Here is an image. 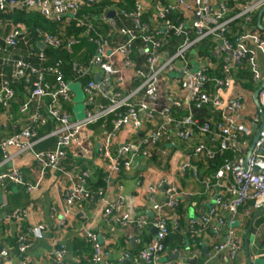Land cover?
<instances>
[{"label": "built area", "instance_id": "built-area-1", "mask_svg": "<svg viewBox=\"0 0 264 264\" xmlns=\"http://www.w3.org/2000/svg\"><path fill=\"white\" fill-rule=\"evenodd\" d=\"M97 1L0 0V10H25L57 21L62 26L70 18L77 29H84L82 37L93 45V54L86 62L74 61L71 64L74 77L73 81H68L62 72L61 62L52 66L44 64L45 57L38 45L44 49L64 48L70 53L78 44V38L64 32L56 37L35 30L38 38L34 45L24 32L14 28L2 41L0 134L12 126L10 104L15 92L9 84V77L23 80L28 85L18 114L29 115L30 121L40 126L49 118L55 122V127L43 138H37L34 129L26 127L0 140V188L3 189L6 183L25 186L28 190L35 188V185H26L20 168L14 166L16 159L30 154L39 172L36 184L47 171L62 172L69 179L70 185L64 195V215L71 212L75 202L97 197L107 221L124 229L146 226L155 229L152 239L137 256L133 257L126 251L118 252L113 261L100 236L86 231L84 237L91 247V264H186V260L160 261L166 253L163 241L170 230H177L175 217L169 218V227L167 215L182 198L178 186L164 178L146 187L152 203L153 216L150 219L145 214L133 212L121 194L109 199L103 189L91 193L86 185L89 177L86 171L65 173L61 164L68 152L74 157L90 160L105 174L106 185L114 184L121 191V173L131 171L138 158L150 159L152 151L161 143L175 146L178 142H194L179 167L181 175L190 171L198 177L196 163L201 157L212 159L216 152H231L233 157L220 166L213 178L202 180L206 189L214 186L219 192L214 196V207L208 214L193 222L192 232L195 233L194 228L197 227L196 233H202L215 221L213 217L218 210L228 213L231 225L235 223L238 210L247 202H251L253 210L264 212V125L245 158L249 147L245 138L252 134V127L258 131L261 117L254 112L253 96L248 97L239 86L247 81L236 75L240 64L249 69L264 117V86L260 88L264 73L256 52L252 50L256 48L264 66V11L260 19L262 28L257 26L264 0H163V3L158 0L151 16L146 6L136 1L130 13H122L130 20L129 27L117 26V11L110 10L100 16L103 24L119 39L114 43L98 31L94 24L96 18L90 20L86 15H80L83 7ZM231 2H239V11L235 15L231 14ZM111 11L114 12L113 18L106 19V14ZM254 15L257 29L251 25ZM236 19L242 20L243 26L240 32L231 36L229 26ZM205 40H212L207 56L198 51ZM134 56H137V61ZM7 66L11 67L10 75L4 71ZM215 67L219 69V76L209 77L208 72ZM86 76L90 81L82 86L79 81ZM95 77L99 78L98 82ZM76 84L86 96L82 119H76L72 112L62 111L60 106L68 101L74 105L71 86ZM110 116H114L112 129L102 131L101 136L96 137L91 127ZM121 131L127 139H132L116 143L113 149ZM46 138L56 140L54 151H35L36 144ZM255 169L258 172H254ZM162 186L167 188L165 202L158 204L154 197ZM4 206L0 207V225L14 222L15 249L20 257L18 264H28V238L42 239L45 227L35 225L24 233L21 223L26 211L13 208L7 215L2 210ZM217 223L221 225L223 221L220 219ZM238 251L239 243L233 230L228 231L223 243L213 247V255L223 263L236 257ZM174 253L177 252L171 251ZM63 255L62 248L55 251L56 260L60 263ZM8 257L9 249L0 247V264H6L4 260Z\"/></svg>", "mask_w": 264, "mask_h": 264}, {"label": "crops", "instance_id": "crops-1", "mask_svg": "<svg viewBox=\"0 0 264 264\" xmlns=\"http://www.w3.org/2000/svg\"><path fill=\"white\" fill-rule=\"evenodd\" d=\"M136 1H141L148 9L150 15L155 12L153 7L158 0H133V6ZM252 50L256 52L259 65L263 69L261 71L264 73V68H262L263 60L259 52L256 48ZM253 104L256 106L255 103ZM101 132L95 133L96 137H100ZM256 132L257 129L252 127L253 137ZM130 139L132 138L127 139L123 131H121L118 133L112 148L115 149L116 143ZM159 146L160 148L158 147L154 152L152 151L151 156L154 155L158 159L157 163L160 161L162 167L163 162L167 163L168 167L163 169L150 159L146 160L140 157L133 164L131 171H124L123 175L120 176L123 183L121 191L117 190L114 184L106 185L105 180L103 181L104 185L99 189H103L105 196L109 199H115L121 194L126 205L133 212L138 215L145 214L152 219V203L146 193V187L167 178L168 182L174 183L182 192V198L179 203H184L185 205L183 217L185 229H179L180 233L185 235L188 232L197 239L195 244H186L185 249L179 253L184 261H190L189 263L186 262V264H264V212L255 211L250 205L245 204L238 210L235 223L231 225L228 213L218 210L213 217L214 222L199 234L196 233L198 228L195 227L194 231L196 232L193 233L191 225L193 222H197L200 217L208 214L209 210L214 207V196L218 194L219 189L214 186L206 189L199 177L192 175L191 178H185L179 173V167L191 150L190 144L186 145L178 142L175 146L169 144H165V146L160 144ZM83 160V168H77L67 162L63 163L62 170L65 173L72 174H78L81 172L79 170L86 171L89 174L86 180L87 188L90 192H94L91 189L97 181L94 169L98 168L90 160ZM14 166L20 168L26 185H35V188L30 190L22 186L28 201L24 207H17L26 211V217L24 222L21 223V228L23 226L25 230H29L39 224L45 227L42 239L28 238L29 248L26 254L29 261L28 264L88 263L91 247L84 237L86 231H91L100 236L101 243L112 254L110 257L112 261L116 260V253L128 251L129 246H133L138 242L139 234L143 229L150 228L149 233L153 235L151 232L152 227L124 229L112 221H107L102 211L103 205L97 197L75 202L71 212L68 215H64L66 211L64 195L70 185V181L62 172L47 171L39 184H36L39 179V172L30 154L20 156L14 161ZM138 182H140V186H137ZM163 187L165 186L157 189L154 197L155 203L161 204L165 202L167 188L163 189ZM12 209L8 211L7 215ZM220 219L223 221L221 225L217 223ZM229 230L234 231L239 243V251L236 257L227 263H223L220 258L213 255V247L225 241ZM14 234V222L3 223L0 226V242L9 249V257L4 260L6 264L19 263L20 258L15 248L7 245L8 240L15 238ZM60 248L64 250L61 263L55 257V251ZM170 254L171 251L166 249V253L161 256L160 261L162 263L166 262ZM192 260L195 262L191 263Z\"/></svg>", "mask_w": 264, "mask_h": 264}, {"label": "trees", "instance_id": "trees-1", "mask_svg": "<svg viewBox=\"0 0 264 264\" xmlns=\"http://www.w3.org/2000/svg\"><path fill=\"white\" fill-rule=\"evenodd\" d=\"M160 1L163 3V0H160ZM229 5L231 8V14L232 15L237 14L239 11L238 10L239 2H233V3L231 2ZM132 9H133V0H98L97 2L88 4L85 7H83L82 11L80 12V15H86L87 17H89L90 20H93L94 18H96V20L94 21V24L97 27L98 31L104 36V38H106L107 40H112V43H114V42H117L119 39L113 33V31H111L105 24H103L102 20H100V16L110 10L117 11V14L115 15V21L117 23V26L120 27L121 25H123V26L129 27L131 22L128 18L123 17L122 13H130ZM171 17L172 16H170V18ZM65 21L66 22L64 24L66 25L62 26L57 21H54L52 19L43 18L39 14L32 13V12H26L25 10H21V9L0 10V45L3 44L2 41L7 37L10 31L14 28H19L22 32H24L33 44L35 43V40L38 38L35 30H39L43 32V34L53 35L56 37L62 36L63 32L67 36L72 35L78 38V44L72 48L70 53L67 52L64 48H45L42 50V53L44 54V57H45L44 64L46 66H52V65H55L57 62H61L62 72L65 74L66 80L73 81L72 77H74V73L72 72L71 64L74 61H78L79 63L86 62L93 54L92 53L93 45L88 43L85 37H82L84 29L82 30L77 29L74 25L73 20L70 18H67V20ZM96 22L98 26L96 25ZM252 23L254 24V25L251 24L252 27H255L257 29L256 15L253 16ZM242 26H243L242 20L240 19L234 20L232 23H230V26H229L230 35L231 36L236 35L238 32L241 31ZM210 42H212V40H205L201 44V46L198 49L200 54L204 56L209 55L207 52V49L210 46ZM135 45L136 47H139V43H136ZM136 57L137 56H134L133 59L135 58L136 60ZM4 71L8 75H10L11 67L10 66L5 67ZM236 75L238 76V78L247 81L244 84L241 83L239 86L243 90H245V92H247L246 94L248 95V97H252L253 94L256 92V89L253 86L252 76H251L249 69L246 68L243 64H240L237 67ZM208 76L209 77L219 76V69L215 67L214 70L208 72ZM8 81H9L10 86L13 88L15 92V97L10 104L11 115H12V119L10 120V123L12 125L14 124V127L11 126L7 130H4L0 135V140L3 138L9 137L13 135L14 133L19 132L21 129H24L26 127H32L34 131L36 132L37 138H43L46 135H48L55 127L54 121L50 120L49 118H46L45 124L43 126H40L39 124H33V122L30 121V119L28 118L29 115L21 116L18 114L19 105L23 102L25 98V93L27 91L28 85H25L23 80H15L10 77L8 78ZM89 81H90V78L86 76V77L81 78L79 82L82 86H84ZM60 106H61L62 111H66V112L73 111V104L69 101L61 103ZM254 112L257 115H259V112L255 106H254ZM198 118H200V116ZM113 119H114V116H110L104 121L103 120L98 121L91 128L92 130H94L96 134L100 133L102 130L110 131L112 129ZM252 137H253V134L245 138V140L248 142V145H250L252 141ZM202 138H205L204 140L207 141L206 137H202ZM182 143L187 145V143L185 142H182ZM55 144H56V140L54 138H46L38 142L36 146L34 147V150L37 152H52L55 149ZM189 144L191 145V147H193L194 146L193 144L195 143L192 142ZM161 145L165 146L164 143H161ZM232 157H233V154L231 152H227L224 154L216 152V154L214 155L212 159H207L204 157L199 158L198 162L196 163V166L198 168V173H199L198 175L199 179L203 180L206 177L213 178L215 172L220 168V166L226 160H230ZM150 160L153 163L157 164L158 167H162L161 162L159 161L157 163L158 159L155 158L154 155L151 156ZM83 161L84 160L82 158L74 157L73 153L68 152L66 154L65 159L62 161L61 168L63 166V163H67V162L69 164L76 166L77 168L78 167L83 168L84 166ZM166 167H168L167 163L163 162L162 168L165 169ZM94 170H95L97 181L94 183L93 187L91 188L94 191V192L91 191V193L93 194L96 193V191L104 185L103 181L105 177V174L102 172V170L96 169V168ZM79 171L83 172V170H79ZM121 175H123V172L121 173ZM192 175H193L192 172L187 171L183 176L185 178H191ZM213 182L214 181L212 179V183H211L212 186H213ZM24 191L25 190L22 186L13 185L12 183H6L3 189L0 188V192H3L5 195V206L2 208L5 214H7L11 208L24 207L26 205L28 199ZM246 204L251 206V202H247ZM184 214H185L184 203H179L174 208L173 211L168 212V215H167L168 225L169 227H171L169 218H171V216H174L176 225H177V230L176 231L170 230V233L163 241V246L165 247V249L180 253L185 249L186 244H193V243L195 244L197 242V239H195V237L190 235L188 232H186L185 235L180 233L179 229L181 228L185 229L184 218H183ZM0 226H2V224ZM22 229L24 233H27L28 229L25 230L23 226H22ZM149 231H150V228L143 229L142 232L139 234L138 242L134 244L133 246H129V249L126 252H128L133 257L137 256L139 252L145 247V245H147L152 239L153 235H151ZM15 243H16V240L14 238L12 240H8L7 245L11 246L12 248H15V245H16ZM0 247L3 248L6 246L1 243ZM16 253L17 255H19L17 251ZM86 264H91L90 258H89V262Z\"/></svg>", "mask_w": 264, "mask_h": 264}, {"label": "water", "instance_id": "water-1", "mask_svg": "<svg viewBox=\"0 0 264 264\" xmlns=\"http://www.w3.org/2000/svg\"><path fill=\"white\" fill-rule=\"evenodd\" d=\"M263 11H264V8H262V9L259 11V13H258V17H257V26H258L259 28H262L261 25H260V19H261V15H262ZM113 16H114V12L111 11V12H109V13L106 14V19H112ZM38 48H39L40 51H42V50L44 49V47L41 46V45H38ZM98 80H99V78H98V77H95V81L98 82ZM263 86H264V80H263V82H262L260 88L263 87ZM257 94H258V91H256V92L254 93V95H253V101H254V103H255V105H256V107H257V110H258V112H259V114H260V117H261V126H260V128L258 129V131L256 132L255 136H254L253 139H252V142H251V144H250V147L248 148V151H247L246 157L249 156V154H250V152H251V150H252V148H253V146H254V144H255V142H256L258 136H259V131L261 130V128H262L263 125H264V117H263V114H262L261 108H260V106H259V104H258V102H257ZM254 172H258V170L255 169ZM263 173H264V172H263ZM165 188H166V187H163V189H165ZM4 204H5V197H4V195H3L2 193H0V207L4 206ZM151 232H152L153 235H154V233H155V229L152 228ZM178 259L183 260V257L180 256L179 253L171 254V255L168 257V260H170V261H171V260H178ZM186 262L189 263L190 261L187 260ZM194 262H195L194 260L191 261V263H194Z\"/></svg>", "mask_w": 264, "mask_h": 264}, {"label": "rangeland", "instance_id": "rangeland-1", "mask_svg": "<svg viewBox=\"0 0 264 264\" xmlns=\"http://www.w3.org/2000/svg\"><path fill=\"white\" fill-rule=\"evenodd\" d=\"M71 90L73 91L74 98H73V111L72 113L75 114L76 119H82L85 116V108H84V102H85V94L82 91V88L80 85H72Z\"/></svg>", "mask_w": 264, "mask_h": 264}, {"label": "bare ground", "instance_id": "bare-ground-1", "mask_svg": "<svg viewBox=\"0 0 264 264\" xmlns=\"http://www.w3.org/2000/svg\"><path fill=\"white\" fill-rule=\"evenodd\" d=\"M245 158H247V157L245 156Z\"/></svg>", "mask_w": 264, "mask_h": 264}]
</instances>
